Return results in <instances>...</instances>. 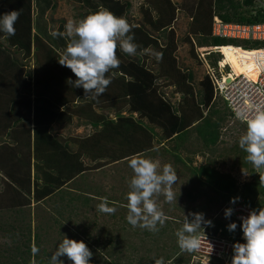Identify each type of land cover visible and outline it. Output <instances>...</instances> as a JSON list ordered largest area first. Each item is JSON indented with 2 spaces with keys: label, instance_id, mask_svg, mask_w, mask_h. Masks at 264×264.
Returning a JSON list of instances; mask_svg holds the SVG:
<instances>
[{
  "label": "rangeland",
  "instance_id": "1",
  "mask_svg": "<svg viewBox=\"0 0 264 264\" xmlns=\"http://www.w3.org/2000/svg\"><path fill=\"white\" fill-rule=\"evenodd\" d=\"M198 1L200 4L203 0H54L55 6L46 11L50 29L44 30L43 36L50 40V31L59 29L64 32L68 19L80 18L100 7L107 8L116 16L127 19L133 26L131 34L134 35V42L139 45L138 54L135 56L125 54L117 48L116 54L119 60L138 62L151 70L157 78V94L163 96L175 109L179 110L183 105V97L190 103L198 102L199 91L201 89L204 91L207 64L211 65L209 61L217 56L216 53L206 56L201 46L203 33L200 30L207 28L208 31L210 28L211 22L208 16L210 13L213 14V0L205 1L204 7L202 9L198 7L195 12ZM234 1L240 2V8L245 12L258 6L264 8V0H255L256 5H247L244 0ZM32 13L34 14V10ZM15 36L1 34L0 44L11 53L12 57L17 59L22 73L27 76L29 74L32 80L40 78V74L36 71L40 64H45L44 57L36 54L34 47H31L30 55L27 56L25 49L21 51V47H16L14 44L17 41ZM147 37H150V40L146 41ZM64 39L68 42L66 36ZM45 42L49 44L48 40ZM233 43L245 45L241 40ZM55 49L56 54H59L60 50ZM141 52L143 55L139 54ZM154 52H163L162 60L158 61L153 55ZM54 54L52 53L53 56ZM224 54L225 60L231 64L232 68L234 67L235 71L243 72L256 68L255 52H249L242 47H230ZM261 57H264V53ZM171 64L175 65L176 70L172 73L173 78H171V73L168 74L167 69H164L169 68ZM164 70L166 74H163ZM107 75L111 83L105 93L97 99L85 98L82 87L76 90L71 86V92H81V95L75 98L74 94H69L65 88L62 90L55 88L48 93L47 100L41 105L44 106L42 113L47 114L46 125L50 135L67 147L70 145L74 152L78 151L87 168L73 181L76 184L77 195L75 197L78 199L72 202L71 207L64 206L67 205L63 203L64 201H58V195L54 198L53 196L42 197L41 200L35 201L31 197L32 194L28 196L30 199L28 207L19 211L17 207L11 206L20 198L9 192L10 186L7 183L9 177L6 171L11 169L14 173V169L16 171L22 169V156L26 151L22 145H16L18 147L15 152L9 154L11 155L10 158L8 157L9 161L4 162L7 167L5 172L0 168V264L8 262L10 254L4 251L11 245L10 239L13 234L15 236L18 234L20 237L18 239L17 236V242L20 245L23 243L21 238L28 234L29 229L32 234L35 231L38 232L40 236L39 253L45 259L48 257L43 256L41 250L46 249L52 254L66 235L75 240L84 239L85 243H92L91 247L93 244L97 247L90 258L91 264H103L106 261L108 264L109 262L112 264H155V259H162L164 264H176L178 258L185 260L190 258L188 259L189 264H218L215 261L209 262L208 257L202 258L195 251L191 252L192 254L181 251L175 232L182 226L184 215L190 212H202L205 219L211 220L214 226L202 225L205 235L202 234L201 240L206 235L215 236L214 238L217 239L236 236L240 223L231 217L226 218L224 214L231 200L225 201L219 193L209 187L205 175L197 169L200 166L209 165L221 173L230 174L235 180V188L243 193L251 194L248 186L258 188L259 174L255 172L252 164L244 159L243 150L238 144L240 135L246 131V126L238 118L232 116L221 99L217 97L214 100L211 99L207 105H199L202 116L205 118L210 117L215 120L223 116L218 126L219 137L215 143H208L206 146L205 141L196 131L205 118L194 121L182 138L165 139L161 126L152 124L147 116H141L132 110L126 98L111 97L115 92L120 91L123 76L119 69H113ZM176 75L181 76L179 81L181 85L176 83L174 79ZM115 80H118L120 85ZM186 87L190 90L186 91ZM29 93L33 98L35 93L33 85ZM63 98L68 99L64 102L65 104L61 103ZM74 98L77 101L70 102ZM1 102L3 99H0V104ZM75 106L81 108L79 113ZM215 110H217L216 113H214ZM119 117L128 121L120 122ZM2 121L4 119L0 118V122ZM149 127H152L151 130L156 135L152 134ZM1 133L0 147L3 144H12L13 141L8 139V136L4 134L5 131ZM143 140L149 142L148 149L140 153L146 154L153 160H159L161 165L172 164L178 176L176 184L173 185L178 196L177 202L168 204L163 196L158 198L166 221L157 233L139 227L134 228L126 220L127 201L125 197L129 181L133 176L127 160L133 153H137ZM130 153L132 154L128 156ZM6 154L5 151L1 153L5 158ZM117 158L118 160L111 162ZM5 186L7 190L2 191ZM18 192L21 196H26L24 191ZM42 192L43 190L39 188L40 196ZM104 197L108 198L110 206L116 207L114 214L108 215L96 210V205ZM254 200L263 202L264 196H255ZM113 215L115 218H112ZM231 222H236L237 228L235 232L227 233L225 228H228ZM60 259L64 261V264H72L66 256ZM31 264H37V260L31 259Z\"/></svg>",
  "mask_w": 264,
  "mask_h": 264
},
{
  "label": "trees",
  "instance_id": "2",
  "mask_svg": "<svg viewBox=\"0 0 264 264\" xmlns=\"http://www.w3.org/2000/svg\"><path fill=\"white\" fill-rule=\"evenodd\" d=\"M53 1L54 0H0V14L12 10H17L20 13L19 19L15 23V38L17 41L14 44L16 47H21V51L25 49L27 56L30 55L31 47H34L36 54H40V56L45 59V64H40V67L36 71L37 74H40V78L37 77L32 80L29 74L27 76L21 72V66L17 59L12 57L11 53L0 44V99H3V102L0 104V118L4 119V121L0 122V134L5 131L4 134L8 136V139L13 141L12 144H3L0 147V168L5 172L7 167L4 162L9 161L11 157L9 154L14 153L18 146L22 145L26 149L25 154L22 156L23 160H20L22 169H18L17 171L14 169V173H12L11 169L6 171L9 177L7 180L10 186L9 192L22 200L21 202L20 200L16 201L14 205H11L12 207H17L19 211L30 205L28 196L31 194V197H33L35 201L38 199L41 200L42 197L53 196L54 198L56 197L55 195H58V201H64L63 203L67 204L64 206L71 207V205H73L72 202L77 200L78 197H75L77 194H72L68 190L64 191L65 186L68 182L73 180L74 177L83 174L87 169L78 151L71 152L65 144H62L50 135L46 125L47 114L42 113L44 106L41 105L47 100L48 93L55 88L59 90L65 88L69 94H74L75 98L81 95V92H71V86L73 85L69 83V80L75 81L76 79L71 69L61 66L58 62L68 42L64 39V36L56 38L51 36L50 40L43 36L44 30L50 29L46 11L55 6ZM205 1L207 0L201 1L200 4L198 1L195 12L198 7L199 9L204 7ZM244 2L247 5H256L255 0H244ZM240 7V2H235L234 0H213V14L211 15L210 13L208 19L211 22L213 15L216 14L226 22L253 23L264 21V8L262 6L254 7L253 10H247L246 12ZM33 10L34 14L32 13ZM210 12H212V10H210ZM190 13H192V10H190ZM56 30L61 32L59 29ZM200 31L203 33L201 45L232 44V42L236 41L232 38L209 37L210 28L208 31L207 28ZM1 34L3 35V32H0V36ZM146 39V41H148L150 37ZM47 40L49 44L45 42ZM211 41H214V43H211ZM243 42L244 44L248 43V41ZM259 43L264 46V42L254 41L251 47ZM145 45L146 44H144V46ZM231 46L239 47L235 45ZM53 48H58L60 50L59 54H56ZM228 49L229 48H227L225 52H227ZM248 51L250 52L251 50ZM52 53H55L54 56ZM160 53H162L164 57V53ZM118 69L121 76H123V78H121L122 84L120 85L119 82H117L118 80H115V82L120 85V91H118V93L115 92V95L113 94L111 97L120 98V96H123L126 98L131 104L132 110H135L141 116H147L152 124L161 126L165 139L182 138L185 131H187L194 121L198 119L204 120L205 117L202 116L199 105H207L212 98V85L207 76H205L206 80L203 84L204 91L203 89L199 91L200 98L197 100L198 102L190 103L183 97V105L179 108V110H181L178 114V108L175 109L163 96L157 94V78L151 70L134 61H120V65L116 70ZM164 69H167L168 74L171 73V78H173L172 73L176 72L175 65L171 64L169 68ZM165 71L166 70L163 71V74H166ZM235 72L240 73L241 70H236ZM127 76L130 78H126ZM174 79L176 83L179 84L181 76L176 75ZM5 85L7 86L5 87ZM32 85L35 90L33 98L29 93L32 89ZM74 88L77 90L78 87ZM185 89L186 91L190 90L188 87ZM75 98L71 99L70 102L77 101ZM67 100L63 98L61 103ZM183 106L185 108H183ZM75 108L77 113H79L81 108L76 106ZM216 112L217 110L214 111V113ZM120 118L121 117H119L118 120L120 122L128 121ZM221 120H223V116L215 120H212L210 117L205 118L203 124L197 128L196 131L200 138L205 141L204 144L206 146L208 143H215L218 139V126ZM149 128L150 130L152 129V127ZM152 134L156 135L153 131ZM148 143L149 142L143 140L140 149L136 152L140 153L148 149ZM3 151L7 152L6 158L1 155ZM242 153L245 159L246 153L244 151ZM131 154L132 153L128 154V156ZM116 160H118V158L111 160V162ZM197 171L205 175L206 183L209 187L219 193L225 201H230L232 198L238 197L242 199L244 203L256 205L259 208L264 206V200L262 203L254 200L255 196H264V183L259 182L258 188L248 186L251 194H247L235 188V180L230 174L221 173L218 169L210 167L209 165L200 166ZM252 171L253 170H251V172ZM74 184L75 183H73V186H76V184ZM39 188L43 190L41 196ZM4 190H7L6 186L2 191ZM20 190L24 191V195L26 196H21L18 192ZM240 195L242 197H240ZM24 197H26V199ZM84 200H88V198H84ZM112 218H115V215H113ZM11 227L15 228L13 225H11ZM225 229L227 233L235 232L229 231L228 228ZM239 230H241L240 227ZM13 236L15 235L13 234ZM13 236L10 239L11 245L9 248L6 247L4 251L6 254L7 252L10 254L8 262H4L5 264H31V259L33 258L37 260V264H47L51 254L46 249H42L41 252L43 256L45 255L48 257L47 259L42 258L39 252V254L37 253L35 256H33L31 252L32 241L40 251V236L37 231L32 234V231L29 229L28 234H25L21 238L23 239V243L20 245L17 242L18 234H16L15 237ZM19 238L18 236V239ZM83 241L85 240L83 239ZM91 244H87V246L94 254L97 247H95L94 244L93 247H91ZM188 259L190 260V258ZM188 259L178 258L175 263L189 264ZM109 263L112 264V262ZM103 264H108V262L106 261V263Z\"/></svg>",
  "mask_w": 264,
  "mask_h": 264
},
{
  "label": "clouds",
  "instance_id": "3",
  "mask_svg": "<svg viewBox=\"0 0 264 264\" xmlns=\"http://www.w3.org/2000/svg\"><path fill=\"white\" fill-rule=\"evenodd\" d=\"M19 15L17 10L0 14V32L6 36H14L16 32L15 23L19 19ZM214 16L219 17L216 14ZM132 28L133 26L127 19L116 16L107 8L100 7L80 18L68 19L64 32L50 31L49 34L53 38L67 37L68 43L58 62L61 66L71 69L76 79L75 81L69 80V83L73 87H82L85 98L96 99L105 93L111 83L107 74L120 65V60L116 54L117 48L131 56L138 54L139 45L134 42V35L131 34ZM210 33L211 24L209 37H215L211 36ZM259 42L264 41L259 40ZM251 44L242 47L245 49L264 47L260 43L254 47H251ZM224 45L227 44L201 46L212 49ZM231 45L237 46L238 44ZM139 54L143 55V52ZM211 54L217 55L210 60L211 65L216 67L217 60L223 58L224 55L220 50L212 51L209 55ZM153 55L158 61L163 58V54L160 52H154ZM226 64L228 66V63ZM205 76L208 77L206 72ZM211 85V99L214 100L219 96H214L213 84L211 83ZM223 104L225 105L224 102ZM237 118L241 119L243 122L238 120L246 126V131L239 137V147L246 153V161L252 164L255 172L259 174L260 183H264V107L257 106L250 115L239 112ZM127 163L133 172V176L129 181L125 197L127 201L126 220L134 228L139 227L157 233L166 221L158 198L163 196L164 201L168 204L177 202L178 196L173 188L178 180L177 172L172 164L164 163L161 165L159 160H153L144 153L131 155ZM245 174L247 173L245 172ZM237 199L238 197H234L230 202L234 204ZM260 203L262 202L260 201ZM96 210L111 215L117 209L115 206H110V201L104 197L96 205ZM232 213V208L225 209L226 218H230ZM202 225L214 226L211 220L205 219L202 212H190L188 215H184L182 226L175 232L181 251L191 253L200 249L202 234L205 235ZM227 227L229 231H235L237 224L231 222ZM240 227L245 242L234 243L231 264H264V206L258 210H251L247 216L241 217ZM201 230H203L202 233ZM31 252L35 256L39 252V248L33 244ZM92 255L93 253L83 240L71 239L64 235L49 257L47 264H64V261L60 259L64 256L72 264H91ZM155 264H164V262L162 259H155Z\"/></svg>",
  "mask_w": 264,
  "mask_h": 264
},
{
  "label": "built area",
  "instance_id": "4",
  "mask_svg": "<svg viewBox=\"0 0 264 264\" xmlns=\"http://www.w3.org/2000/svg\"><path fill=\"white\" fill-rule=\"evenodd\" d=\"M210 35L248 41L247 44L259 40L264 41V22H225L221 18L214 16L211 23ZM237 46L242 47V45ZM221 47L224 46H218L212 49L203 47L202 49H204L205 55L207 56L212 51H221ZM247 50L255 52V66L257 70L255 79L250 78L243 72H240V74L235 73L230 64L224 60V57L217 60L216 67L207 64L208 70H206V73L213 84L214 96L221 98L235 118H237V113L239 112L250 115L255 111L257 106L264 107V57H261L262 53H264V47ZM221 53L223 52L221 51ZM226 63H228V66ZM228 205L233 209L231 218L240 224L241 217L247 216L251 210L259 209L258 206L244 203L239 198L236 203L229 202ZM214 237L211 235L203 237L201 247L195 253L202 256V258L208 257L209 262L215 261L218 264H231L234 254V243L245 242L243 231L239 230L236 236H231L228 239H217ZM193 256L195 257V254ZM197 259L199 260V257Z\"/></svg>",
  "mask_w": 264,
  "mask_h": 264
},
{
  "label": "bare ground",
  "instance_id": "5",
  "mask_svg": "<svg viewBox=\"0 0 264 264\" xmlns=\"http://www.w3.org/2000/svg\"><path fill=\"white\" fill-rule=\"evenodd\" d=\"M224 46H228V47H226V48H224V47H221V51L223 52V54L224 53H226L225 51H226V49L227 48H230V47H234V46H231V44H227V45H224ZM235 48H238V47H235ZM252 52H254V51H252ZM224 58H225V54H224ZM226 59V58H225ZM224 59V60H225ZM226 61V60H225ZM231 66V65H230ZM233 66V65H232ZM232 68V67H231ZM233 69V71L235 72V69H234V67L232 68ZM236 73V72H235ZM243 73H245L247 76H249L250 78H253V79H255L256 78V76H257V70H256V68H254V70H248V71H243ZM206 263V262H205Z\"/></svg>",
  "mask_w": 264,
  "mask_h": 264
},
{
  "label": "crops",
  "instance_id": "6",
  "mask_svg": "<svg viewBox=\"0 0 264 264\" xmlns=\"http://www.w3.org/2000/svg\"><path fill=\"white\" fill-rule=\"evenodd\" d=\"M67 148H68V150H70L71 152H74V150H71L70 145H69ZM75 179H76V177H75L73 180H71L70 182H68V184L65 186V190H68V191L71 192L72 194H76V189H74L75 186H71V184L74 183L73 181H75ZM68 185H70V186H68ZM71 187H72V188H71ZM70 190H71V191H70Z\"/></svg>",
  "mask_w": 264,
  "mask_h": 264
}]
</instances>
